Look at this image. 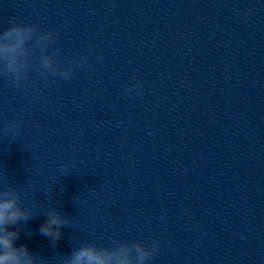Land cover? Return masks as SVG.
<instances>
[{
  "label": "clouds",
  "instance_id": "9594fccd",
  "mask_svg": "<svg viewBox=\"0 0 264 264\" xmlns=\"http://www.w3.org/2000/svg\"><path fill=\"white\" fill-rule=\"evenodd\" d=\"M58 34L51 30L41 29L38 24L13 19L10 26L0 30V78L7 79L17 88L30 86L33 72L47 85L49 82H70L81 69L91 73L94 65H103V55L89 50L79 57L61 59L62 49L53 47ZM133 83L123 89L125 95L142 96L144 82L133 78ZM34 100L40 99L45 93L40 89L33 92ZM22 113L4 123L5 133L23 127ZM75 161L59 165L61 175H67ZM6 175V174H5ZM7 176V175H6ZM63 191V189H61ZM51 197V189L46 192ZM22 192L10 186L8 181L0 182V264H41L38 257L27 245H16L20 237L21 222H28L37 214L25 207L21 200ZM43 214L45 222L40 226L41 235L50 238L52 246L62 237V229L71 227L70 218L60 210L49 206ZM160 219L167 220V213L162 212ZM12 226H17L13 228ZM163 242L158 236H150L144 240H113L104 246L95 242H84L75 246L70 255H63V264H152L160 255Z\"/></svg>",
  "mask_w": 264,
  "mask_h": 264
}]
</instances>
